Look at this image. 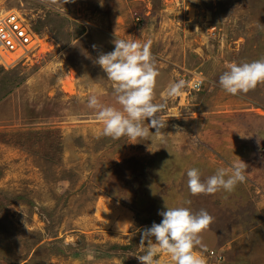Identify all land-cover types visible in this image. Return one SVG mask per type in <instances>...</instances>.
Returning <instances> with one entry per match:
<instances>
[{
	"label": "rangeland",
	"instance_id": "1",
	"mask_svg": "<svg viewBox=\"0 0 264 264\" xmlns=\"http://www.w3.org/2000/svg\"><path fill=\"white\" fill-rule=\"evenodd\" d=\"M12 10L43 45L0 69V264H140L142 232L166 206L214 218L197 249L206 264L231 238L264 256V84L238 96L219 85L228 64L264 58V0H0V15ZM116 39L151 41L162 135L113 140L87 106L96 95L122 110L95 63ZM196 75L200 92L187 81ZM179 81L181 95L169 96ZM240 160L246 181L235 191L190 194L188 169L206 179ZM247 248L239 264H251Z\"/></svg>",
	"mask_w": 264,
	"mask_h": 264
},
{
	"label": "clouds",
	"instance_id": "2",
	"mask_svg": "<svg viewBox=\"0 0 264 264\" xmlns=\"http://www.w3.org/2000/svg\"><path fill=\"white\" fill-rule=\"evenodd\" d=\"M52 2L56 3L57 0ZM62 2L66 4L74 0ZM114 45L113 51L101 53L95 63L112 82L116 102L122 110L102 104L96 95H91L87 100L88 108L96 110V118L103 124L101 135L113 140L127 137L133 142L146 139L150 128L156 129L155 134L162 135L161 129L166 126V121L159 114L165 106L154 103L159 72L151 52V41L141 44L116 39ZM192 78L203 81L201 89L194 92L202 91L206 79L196 75L187 81L190 82ZM259 84H264V58L240 64L232 62L219 77L220 87L233 96L246 95ZM183 87V81L172 84L169 96L181 95ZM146 120H150L147 127ZM186 175L192 196L215 195L221 191L232 193L238 184L246 181V164L240 160L230 169L218 168L215 174L206 179H202L201 171L195 167L188 169ZM184 204H191V200H185ZM166 209L159 212L163 217L159 224L153 223L142 232L140 245L144 247L147 241V251L136 256L140 264H159L156 257L161 252L168 254L173 264H206L197 249L206 247L203 234L209 230L214 218L205 210L193 213L189 207L184 206H166Z\"/></svg>",
	"mask_w": 264,
	"mask_h": 264
},
{
	"label": "built area",
	"instance_id": "3",
	"mask_svg": "<svg viewBox=\"0 0 264 264\" xmlns=\"http://www.w3.org/2000/svg\"><path fill=\"white\" fill-rule=\"evenodd\" d=\"M36 30L30 20L17 10L7 11L0 15V69L9 65L2 60V54L14 53L20 49L22 55L15 60L16 63L31 59L39 51L40 47L36 45L35 39L38 38ZM13 63V62H12ZM191 89L200 90L203 81L199 78H192L189 82ZM211 255L217 260V264H224L223 256L216 255L214 251Z\"/></svg>",
	"mask_w": 264,
	"mask_h": 264
},
{
	"label": "trees",
	"instance_id": "4",
	"mask_svg": "<svg viewBox=\"0 0 264 264\" xmlns=\"http://www.w3.org/2000/svg\"><path fill=\"white\" fill-rule=\"evenodd\" d=\"M231 244L226 247L224 250H222L220 248V246H214V248L216 249H211L209 252V255L212 259H215L212 255L211 252L214 251L216 253V255H221L224 257L225 263L229 264V262L231 261H235L234 264H239L240 259L243 256V252H242V248H244V244L245 246H248L250 244V248L248 249L249 252V256H248V261L251 262V264H256L260 261L264 260V256L262 255V246H259L257 243L253 242H245L243 241V239H235V238H231L230 239ZM241 244H243V247H240ZM213 248V247H212ZM238 249V251H237ZM236 258V259H235ZM215 262H217V260H214Z\"/></svg>",
	"mask_w": 264,
	"mask_h": 264
},
{
	"label": "bare ground",
	"instance_id": "5",
	"mask_svg": "<svg viewBox=\"0 0 264 264\" xmlns=\"http://www.w3.org/2000/svg\"><path fill=\"white\" fill-rule=\"evenodd\" d=\"M39 33V32H38ZM34 43H36V45H38L39 47H41V43H42V45H43V41H41V39L40 38H37V39H35V42ZM42 48H43V46H42ZM43 51V50H42ZM41 51V52H42ZM49 51V49H47V52ZM37 54H39V53H36L35 54V56L37 55ZM22 55V51L20 50V49H18V50H16L14 53H4V54H2V60H3V62H6L7 64H11V65H14V64H16V62H15V60L16 59H18L20 56ZM13 62V63H12ZM68 87L70 88V87H72V83L70 82V84L68 85Z\"/></svg>",
	"mask_w": 264,
	"mask_h": 264
},
{
	"label": "crops",
	"instance_id": "6",
	"mask_svg": "<svg viewBox=\"0 0 264 264\" xmlns=\"http://www.w3.org/2000/svg\"><path fill=\"white\" fill-rule=\"evenodd\" d=\"M184 79H186V78H184ZM187 80V79H186Z\"/></svg>",
	"mask_w": 264,
	"mask_h": 264
}]
</instances>
